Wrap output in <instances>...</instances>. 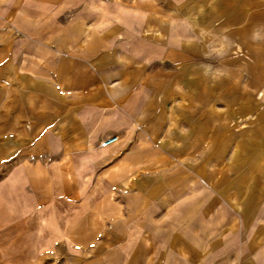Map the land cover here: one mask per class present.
Masks as SVG:
<instances>
[{"label":"crops","instance_id":"0c3cea01","mask_svg":"<svg viewBox=\"0 0 264 264\" xmlns=\"http://www.w3.org/2000/svg\"><path fill=\"white\" fill-rule=\"evenodd\" d=\"M3 168L26 257L264 264V0H0Z\"/></svg>","mask_w":264,"mask_h":264},{"label":"rangeland","instance_id":"374dc122","mask_svg":"<svg viewBox=\"0 0 264 264\" xmlns=\"http://www.w3.org/2000/svg\"><path fill=\"white\" fill-rule=\"evenodd\" d=\"M0 169V186L4 185L5 171ZM16 221L0 223V264H56L55 256L48 253L47 249L34 250L35 253L27 255V250L15 244L27 245L29 233L14 230ZM20 224V223H19ZM9 229V230H6Z\"/></svg>","mask_w":264,"mask_h":264},{"label":"built area","instance_id":"2783aa9c","mask_svg":"<svg viewBox=\"0 0 264 264\" xmlns=\"http://www.w3.org/2000/svg\"><path fill=\"white\" fill-rule=\"evenodd\" d=\"M115 140H116V137H112V138H110V139H107V140L104 141V142H101V143H100V146H101V147H105L106 145L112 143V142L115 141Z\"/></svg>","mask_w":264,"mask_h":264}]
</instances>
